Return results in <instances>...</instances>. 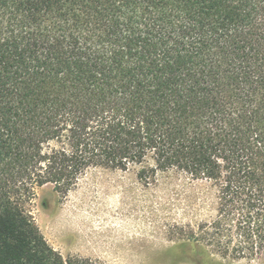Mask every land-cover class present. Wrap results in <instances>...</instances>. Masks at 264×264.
Instances as JSON below:
<instances>
[{
	"label": "trees",
	"instance_id": "trees-1",
	"mask_svg": "<svg viewBox=\"0 0 264 264\" xmlns=\"http://www.w3.org/2000/svg\"><path fill=\"white\" fill-rule=\"evenodd\" d=\"M97 168L210 181L192 244L264 254V0H0V264H98L30 209Z\"/></svg>",
	"mask_w": 264,
	"mask_h": 264
},
{
	"label": "rangeland",
	"instance_id": "rangeland-1",
	"mask_svg": "<svg viewBox=\"0 0 264 264\" xmlns=\"http://www.w3.org/2000/svg\"><path fill=\"white\" fill-rule=\"evenodd\" d=\"M217 206L215 185L175 169L150 184L134 169H91L67 195L46 185L30 203L45 238L64 257L98 264H264V254L237 258L192 244Z\"/></svg>",
	"mask_w": 264,
	"mask_h": 264
}]
</instances>
